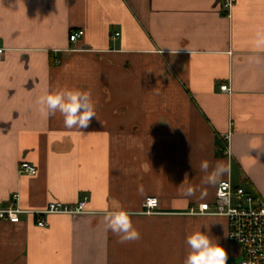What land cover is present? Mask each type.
<instances>
[{
    "label": "crops",
    "instance_id": "0c3cea01",
    "mask_svg": "<svg viewBox=\"0 0 264 264\" xmlns=\"http://www.w3.org/2000/svg\"><path fill=\"white\" fill-rule=\"evenodd\" d=\"M233 1L228 13L222 0H0V208L88 197L85 213L49 215L47 227L0 220V264H184L199 231L240 263L224 217L185 214L215 199L204 160L264 201V0ZM61 90L91 93L87 128L41 110ZM22 161L37 173H20ZM119 210L140 239L107 230Z\"/></svg>",
    "mask_w": 264,
    "mask_h": 264
},
{
    "label": "built area",
    "instance_id": "2783aa9c",
    "mask_svg": "<svg viewBox=\"0 0 264 264\" xmlns=\"http://www.w3.org/2000/svg\"><path fill=\"white\" fill-rule=\"evenodd\" d=\"M234 6L233 0H222V7L228 13ZM84 34L83 30L73 31L69 35L72 42H76ZM118 35V34H117ZM4 55V49H0V60ZM221 90L231 92L228 84L221 86ZM230 133L222 135L223 149L226 154L230 153ZM19 172L29 175L37 173V167L28 161H22ZM88 197L76 203H63L52 201L43 210L29 211L18 206L0 208V220L18 223L22 214L35 215L39 227H47V216L58 215H81L86 212ZM143 213L151 215L157 213L159 201L156 197H149L145 201ZM185 214L191 216H220L228 223V239L240 247L242 255L239 264H264V201L244 187L235 185L230 179H222L217 184L215 199L212 203L204 202L191 205Z\"/></svg>",
    "mask_w": 264,
    "mask_h": 264
},
{
    "label": "clouds",
    "instance_id": "9594fccd",
    "mask_svg": "<svg viewBox=\"0 0 264 264\" xmlns=\"http://www.w3.org/2000/svg\"><path fill=\"white\" fill-rule=\"evenodd\" d=\"M256 47H264V31L257 33ZM38 103L41 110L47 115H55L59 112L64 117L66 128L85 129L89 126L93 117H96L95 105L91 93L79 90H61L48 93L39 98ZM202 183L215 186L222 181V177L230 175V166L217 162L210 169L207 160L201 162ZM183 188V185L181 184ZM182 194L193 195L192 187L184 189ZM132 213L119 210L105 213V224L110 230L119 236L121 243L136 241L140 239V233L133 227ZM186 243L190 252L185 258L184 264H227L228 254L218 243L201 231L195 232L187 237Z\"/></svg>",
    "mask_w": 264,
    "mask_h": 264
}]
</instances>
